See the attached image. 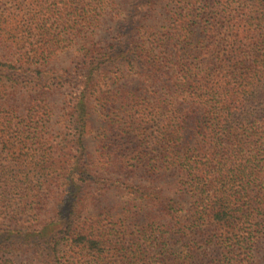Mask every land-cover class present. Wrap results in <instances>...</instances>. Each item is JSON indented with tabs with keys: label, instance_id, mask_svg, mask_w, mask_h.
<instances>
[{
	"label": "trees",
	"instance_id": "trees-1",
	"mask_svg": "<svg viewBox=\"0 0 264 264\" xmlns=\"http://www.w3.org/2000/svg\"><path fill=\"white\" fill-rule=\"evenodd\" d=\"M0 264H264V0H0Z\"/></svg>",
	"mask_w": 264,
	"mask_h": 264
}]
</instances>
